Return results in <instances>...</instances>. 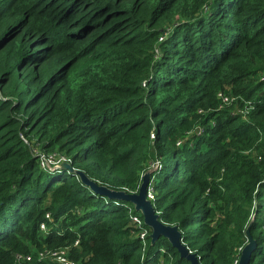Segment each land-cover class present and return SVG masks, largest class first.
Listing matches in <instances>:
<instances>
[{"label": "trees", "instance_id": "trees-1", "mask_svg": "<svg viewBox=\"0 0 264 264\" xmlns=\"http://www.w3.org/2000/svg\"><path fill=\"white\" fill-rule=\"evenodd\" d=\"M154 157L201 264H237L247 227L264 264V0H0V264H190L76 173L136 192Z\"/></svg>", "mask_w": 264, "mask_h": 264}, {"label": "water", "instance_id": "water-1", "mask_svg": "<svg viewBox=\"0 0 264 264\" xmlns=\"http://www.w3.org/2000/svg\"><path fill=\"white\" fill-rule=\"evenodd\" d=\"M157 160L158 159L154 157V165L142 174L141 183L136 192L114 190L105 185L98 184L81 170H77L76 173L81 182L91 190L107 196L108 198L130 202L133 205L134 210L138 211L142 216L143 223L151 230V242H154L160 236H164L177 249L181 258L188 260L190 264H201L200 258L197 257L195 253L190 252L187 246L181 241V234L177 225H170L162 222L159 219V215L155 211L153 204L147 198V187L150 182L151 173L157 167ZM61 166L71 169V165L68 162H64ZM245 233L247 241L240 251L238 264H250L251 254L256 248V243L249 234L248 227L246 228Z\"/></svg>", "mask_w": 264, "mask_h": 264}, {"label": "built area", "instance_id": "built-area-1", "mask_svg": "<svg viewBox=\"0 0 264 264\" xmlns=\"http://www.w3.org/2000/svg\"><path fill=\"white\" fill-rule=\"evenodd\" d=\"M223 101H227L228 98L227 97H222ZM153 137V135H152ZM69 161L68 157L62 153H58V152H49V153H41L40 154V162L42 165L45 164H57V163H62V162H67ZM154 161L152 166L154 165ZM157 165H158V160H157ZM151 166V167H152ZM154 189L151 185V183L149 182L148 187H147V198L149 200L153 199L154 197ZM45 216L47 218H50L49 213H46ZM131 223H133L135 226H141L143 223V218L138 216V215H132L131 216ZM40 229L42 231H45L46 227L44 223L40 224ZM148 234V231L146 229H142L139 233L140 238L143 240V242H145V236ZM78 242L75 241V245ZM242 249V248H241ZM240 249V251H241ZM47 255L51 261H53L54 264H75L74 261L69 257L68 255V249L67 248H59V249H55V250H46L45 252H40L39 255ZM16 260L19 262H26L29 261L31 259L30 255H24V254H19L16 253L15 255ZM238 259L239 257L235 260V263L238 264Z\"/></svg>", "mask_w": 264, "mask_h": 264}, {"label": "rangeland", "instance_id": "rangeland-1", "mask_svg": "<svg viewBox=\"0 0 264 264\" xmlns=\"http://www.w3.org/2000/svg\"><path fill=\"white\" fill-rule=\"evenodd\" d=\"M154 182V180L152 181V183Z\"/></svg>", "mask_w": 264, "mask_h": 264}]
</instances>
